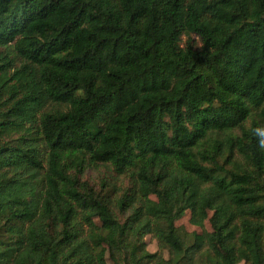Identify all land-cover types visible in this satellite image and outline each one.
Instances as JSON below:
<instances>
[{
	"label": "trees",
	"instance_id": "obj_1",
	"mask_svg": "<svg viewBox=\"0 0 264 264\" xmlns=\"http://www.w3.org/2000/svg\"><path fill=\"white\" fill-rule=\"evenodd\" d=\"M261 133L264 0H0V264H264Z\"/></svg>",
	"mask_w": 264,
	"mask_h": 264
},
{
	"label": "rangeland",
	"instance_id": "obj_2",
	"mask_svg": "<svg viewBox=\"0 0 264 264\" xmlns=\"http://www.w3.org/2000/svg\"><path fill=\"white\" fill-rule=\"evenodd\" d=\"M187 40H189L190 43H192L194 46L198 45V42H197L195 36H183V43H185V41H187ZM188 219H189V213L187 212L182 218L177 220L176 224L180 225V226H184L189 231L200 232L202 230H210L211 229L209 221L207 219L204 221L203 228L191 225L188 222ZM146 243H147V247H148L149 250L153 251V250L156 249L155 240L151 239L150 237H147L146 238ZM215 249L218 250V248L216 246H215Z\"/></svg>",
	"mask_w": 264,
	"mask_h": 264
},
{
	"label": "clouds",
	"instance_id": "obj_3",
	"mask_svg": "<svg viewBox=\"0 0 264 264\" xmlns=\"http://www.w3.org/2000/svg\"><path fill=\"white\" fill-rule=\"evenodd\" d=\"M261 135L264 136V133H261ZM260 146H261V147H264V139H261V141H260Z\"/></svg>",
	"mask_w": 264,
	"mask_h": 264
}]
</instances>
